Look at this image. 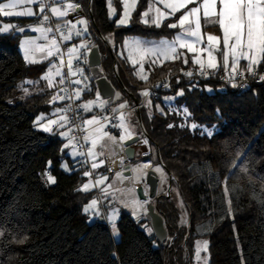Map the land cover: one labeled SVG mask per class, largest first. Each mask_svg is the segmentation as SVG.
Instances as JSON below:
<instances>
[{
    "label": "trees",
    "instance_id": "16d2710c",
    "mask_svg": "<svg viewBox=\"0 0 264 264\" xmlns=\"http://www.w3.org/2000/svg\"><path fill=\"white\" fill-rule=\"evenodd\" d=\"M71 2L91 19L94 34L88 36L89 43L99 47L101 71L124 99L140 102L144 90L164 85L149 98L151 105L140 109L139 117L173 187L189 207L190 228L177 224L176 206L163 195L155 204L171 244L153 245L155 236L141 228L150 224L147 215L138 220L122 212L117 242L105 220L89 223L83 208L96 191L78 190L89 179L83 176L88 169L73 164L63 141L35 125L38 115L50 111L53 90L40 82L25 96L18 87L25 80H39L48 63H26L19 51L21 34L12 31L0 34V264H180L183 248L191 254L198 239L209 241L210 264H264V85L240 91L228 81L200 78L199 67L190 60L185 64L184 58L148 65L147 80H141L136 66L118 55L124 40L172 37L177 28L166 25L182 12L155 27L140 17L148 0H138L130 25L118 26L119 0H113L115 18L109 17L106 0ZM5 19L25 27L35 26L38 17ZM109 34L115 38L114 53L102 38ZM239 65L246 67V62ZM85 67L90 90L81 96L88 99L97 90L98 76L88 64ZM217 70L224 72L222 67ZM171 96L177 97L169 109L165 103ZM191 123L197 127L191 128ZM202 127L215 128L213 135ZM46 172L55 178L54 184L46 183Z\"/></svg>",
    "mask_w": 264,
    "mask_h": 264
},
{
    "label": "snow or ice",
    "instance_id": "6c2138e0",
    "mask_svg": "<svg viewBox=\"0 0 264 264\" xmlns=\"http://www.w3.org/2000/svg\"><path fill=\"white\" fill-rule=\"evenodd\" d=\"M119 2L122 6V11L119 13V19L115 20V23L118 26H126L130 23L132 15L136 11L138 0H119ZM25 4L36 5L38 11H34L31 6L23 7ZM158 4H162L164 10L157 7ZM106 5L109 17H116L118 12L113 0H106ZM189 5L194 6L189 7ZM20 7H23V10L14 11V9ZM78 8L79 5L71 2V0H8L7 3H0V16L38 17L36 26L30 30L39 33L40 36L24 39L20 44V48L23 50V57L26 63L35 64L48 60L49 65L46 72L40 77V80H25L18 86L25 96L31 94L26 85L35 86L40 81L46 82L47 89H57L49 103L79 100L83 92L90 90L87 83L89 77L84 74L85 69L80 65L89 63L88 55L94 45H91L87 39H82L79 44L68 46L66 50L62 49V45H66L74 38H84L89 35L88 21L86 19H64L70 14L76 13ZM46 10L51 13V17L55 18V27L52 26L51 18L46 14ZM177 12H182V14L175 22L166 25L168 28L181 29L174 39L160 40L158 42H144L140 40L126 42L139 54L140 69L137 75L141 80H147V76L141 74L143 72V60L146 55L162 56L165 59L172 60L180 59L184 54L179 52L178 48L186 49L187 52L193 54L192 63L199 66L201 75L205 74V68L217 70L222 67L223 71L227 74V78L234 80L237 76L244 75V73L238 71L241 61L247 62L246 71L248 74L253 76L257 74L259 66L264 63V0H148L147 10L140 13V17L145 24L161 27L165 20L175 17ZM202 18L204 25H218V29L222 35L218 36L207 33L205 46L198 47V45L205 43L203 40L204 34L202 33ZM12 31L22 33L26 29L12 23L0 25V34ZM39 40H43L44 43H38ZM149 43L152 45L151 47L146 46ZM37 53L40 54L39 59L37 58ZM214 53L220 54L222 65ZM205 54L206 60L202 59V56ZM52 58H55V60ZM135 62L133 61V63ZM183 62L185 64L188 63L187 57L184 58ZM65 68L67 72L64 71ZM186 75L191 76L192 72H187ZM73 77L79 78L72 79ZM259 79L264 81V75H261ZM72 85L76 87L71 88ZM235 86L233 84V87ZM179 94L182 95L183 93ZM119 95V93L115 94L117 98H119ZM141 95L149 97L150 92L144 90ZM21 99H24V96ZM166 99H174V97ZM109 103L110 99H101L99 92H97L96 100L87 101L84 104L78 105V107L82 108L85 112H91L93 107L104 109ZM147 104L150 106L151 100H148ZM126 107V103H121L118 108L111 109L113 113L120 112L119 122L112 125V127L120 129L118 140L116 136L104 130L106 125L100 123L101 118L93 116L91 119L83 121L84 127L82 130L87 132L83 140L85 143H90L91 145L86 152L80 150L83 145L72 134L74 129L70 126L71 120L67 115L72 110V104H67L62 108L57 107L50 116L41 114L37 117L35 125L40 130L46 133L58 134L67 141L63 145V149H71L66 155L71 157L73 164L83 166L89 164V161H91L90 168L83 171V176L88 177L89 180L78 189L79 191L89 192L93 188L104 185L108 179L107 176L100 175L95 180L92 179L95 170L104 164V160H99L98 157L105 154L104 150L108 147V144L119 145L121 150H123V142L133 139L135 136V129L132 127L130 119L122 111ZM183 111L185 116H187V109ZM51 117H55V119ZM102 119L108 121L110 118L105 116ZM97 124L100 126L94 130H88L87 126ZM174 126L173 124L168 125L169 128ZM179 126L183 127L184 125ZM192 127L196 128L197 125L193 124ZM62 129L66 130L62 131ZM207 135L211 137L213 133L207 131ZM141 142L144 144L148 143L146 138ZM98 148L99 151H97ZM113 154H115V151H113ZM78 157L82 159H78ZM120 163H124L123 159H121ZM150 166L151 162L137 165L136 168L132 169L134 176L130 179L138 182L145 174L144 169ZM61 167L65 171L69 170L67 162H62ZM240 170L243 172L247 171L246 168H241ZM155 171L162 173V169L159 167ZM44 175L47 177L46 183L54 184L56 182L50 173L46 172ZM116 177L118 180L124 179L123 174L120 172L116 173ZM110 188H112L111 184L101 188L104 199L113 195L109 191ZM261 195L262 199H264V193ZM145 203L135 198L131 201H123L124 207L130 208L137 219L147 215ZM99 206L100 200L93 198L84 206L83 212L91 215L93 219L99 218L102 215ZM116 214L117 210L113 208L111 214L105 215L104 218L111 224L113 235L118 237L119 231L115 223ZM144 227L146 232L151 235L154 229L147 227V225H144ZM0 235H3V233L0 232ZM20 242L22 243L23 241ZM202 250L207 251V241H204L202 246L199 243L197 244L195 250L197 261L201 259L200 252Z\"/></svg>",
    "mask_w": 264,
    "mask_h": 264
},
{
    "label": "crops",
    "instance_id": "0c3cea01",
    "mask_svg": "<svg viewBox=\"0 0 264 264\" xmlns=\"http://www.w3.org/2000/svg\"><path fill=\"white\" fill-rule=\"evenodd\" d=\"M29 6L33 7L34 8V11H38L37 7L34 4L33 5H29ZM14 11H17V9H14ZM9 18H31V17L11 16ZM68 18H70L71 20H75V19H86L88 21V23H89L88 24V28L90 30V34L89 35L91 36L92 33L94 34V30H92V21L88 17V15L85 13V11L81 8L80 5H79V8H78V10H77L76 13L70 14L68 17H66L64 19H68ZM12 23H14V22H12ZM15 24H17V23H15ZM32 27H34V25L33 26H25L24 28L27 29V32H29V34L37 33V32H33V31L30 30ZM88 36L87 37H84V39L89 40ZM137 37H139V36H137ZM104 38H105V46L106 47H107V45H114L115 46V38H114V35L113 34H109V35L105 36ZM82 39L83 38H80V37L74 38L72 41L68 42L66 45L68 47L72 43H74V44L80 43ZM160 39L163 40V38H160ZM160 39L149 38L148 42H158V41H160ZM107 49H108V47H107ZM121 49H122V47H121ZM122 52H121V54L118 52V55L120 57L127 58L129 60V62H130V59L126 55V53L125 52L122 53ZM38 56L40 57V55H38ZM153 57L156 60H158V61H168V60H172V59H165L162 56H160V57L153 56ZM102 58H103V54H102ZM181 58H183V56ZM52 59L55 60V58H52ZM66 59H67V57H66ZM43 62H47L48 65H49V61L48 60H44ZM241 62H243V61H241ZM244 62H246V61H244ZM220 63L222 64V61H220ZM80 66L85 69V73L84 74L89 77V75L86 74V67H85L86 64H81ZM115 69H116V67H115ZM64 71L66 72L67 69L65 68ZM75 79H77V78H75ZM89 81H90V77H89V80L87 81V83ZM40 82L41 83H44L46 85V82L45 81H40ZM36 86L37 85H35V86H33V85H26V87L29 88L30 92ZM51 90H53L54 94L57 91V89H55V88H52ZM97 92H98V90H96L94 92L93 96H92V97L95 98V100H96V97H97ZM116 93H119L120 95H119V98L116 97L115 102H113V105H114L115 108H118L119 104H121V103H126L127 106L133 103L132 100H130V99H124L123 93H122L121 90H119V89L116 88ZM100 98L103 99L101 96H100ZM89 100H91V97L89 98ZM50 104H51L50 111L48 113H42L45 116H50L51 113L54 111V109H56L57 107H61L62 108L63 101H58L56 103H50ZM99 109L100 108H98V107H93V109H92L91 112H86L85 120L91 119L93 116H96V117L99 118V113H98V110ZM125 109H123L122 111L130 119L131 125L135 129V136H139L140 137V141L138 142V144L136 146V159L130 163V165H131V171H132V169L136 168L137 165H141V164H145V163H149V162H151V166L144 169V173L145 174H146V170H148L150 168L156 169L157 166L159 168H161L162 170H165V169H163V167L161 165L162 163H161L160 158H159V153H158L157 146L148 138L147 134L145 133V130L143 128V125H142V123L140 121V117H139L140 114H139V112L133 113V112L128 111V110H125ZM116 113H117V123H118L119 122L120 112L117 111ZM40 115H38V117ZM51 118L55 119V117H51ZM99 126L100 125L97 124V125H92V126H87V127H88V130L91 131V130H94L96 127H99ZM63 130H66V129H62V131ZM104 130L107 131L106 128ZM43 133H46V132H43ZM109 133L111 135L116 136L117 137V140H118L119 139L120 129H118V132H116V133H111V132H109ZM46 134H49L50 136H53V137H56V138L60 139L61 141H63V145L67 142L62 137H60L58 134H54V133H46ZM145 138L148 141L147 144H144V143L141 142ZM90 146H91L90 143H88V148ZM65 150H66V153H67L71 149H65ZM97 151H99V148L97 149ZM113 151H115V154H113ZM104 152H105V154L103 156L98 157L99 160H104V164H103L102 167H99L98 169H96L95 170V173H94V175L96 177L97 176H100V175H103V176H107L108 177L107 181H105V184L104 185H101L100 187H98V189L100 191V201L102 202V204L104 206L102 208L101 207V202H100L99 210H100L101 214H102V210H103V212H105V214L107 215V214H111L113 208H115L117 210L115 222L118 223L122 212H128V213H131L133 215L132 210L130 208L124 207L123 201H131L133 198H135L137 200H140L139 197H138V195H137V191H136V188H135V185L133 184V182L136 184V183L140 182L141 179L137 182L136 180L130 179L131 177L124 176V168H125L124 166L126 164H128V162H126V160H124L123 157H122V156H125L124 155L125 154L124 153V145H123V150H121V148H120L119 145H111V144H108V147L104 150ZM145 153H147V155H145ZM106 156H113V160L111 161V163H110L109 166L106 164ZM70 159H71V157H70ZM78 159H82V158L81 157H78ZM115 159L117 161V164H116L117 167L116 168H113L112 164L114 163ZM121 159H123V161H124L123 164L120 163ZM157 160H158V163H156ZM90 163H91V161H90ZM75 165H78V164H75ZM68 167H69V165H68ZM80 167L82 168V165H80ZM70 171L71 170L69 168V170L67 172H70ZM118 172H120V173L123 174V177H124L123 180H118L117 179L116 173H118ZM158 173H159V175L161 177V172H158ZM145 174H144V176H145ZM133 176H134V173H133ZM88 180L85 183H87ZM132 180H133V182H132ZM109 184L112 185V188H110L109 191L111 193H113V195L112 196H109L107 199H104L103 194L101 192V188L102 187H107ZM172 189H173V186H172ZM92 191H96V188H93L89 192H92ZM93 198H98V197H97V195H95ZM87 215L90 218L91 215H89V214H87ZM102 215L99 218H95V219L92 218V221L91 222L93 223L95 221H100V219L102 218ZM133 217L136 218L134 215H133ZM145 217L146 216H141L140 219H138V220L145 219ZM89 218H88V220H89Z\"/></svg>",
    "mask_w": 264,
    "mask_h": 264
},
{
    "label": "rangeland",
    "instance_id": "374dc122",
    "mask_svg": "<svg viewBox=\"0 0 264 264\" xmlns=\"http://www.w3.org/2000/svg\"><path fill=\"white\" fill-rule=\"evenodd\" d=\"M7 2H8V0L0 1V3H7ZM28 6L29 5L25 4L23 7H28ZM192 6H194V5H189V7H192ZM23 7L17 8V11L23 10ZM157 7H160L161 10H164L162 4H158ZM33 10H34V8H33ZM5 18H9V17L0 16V25H2L3 23H12V22L6 20ZM113 18H115V17H113ZM66 20H71V19L68 18ZM201 22H202V26H203L202 27V33L204 34L203 35V40H204L205 43H202V44L198 45V47H204L205 46V44H206V34L207 33H211L213 35H218V36L222 35L219 30H218L219 32L217 30H215V29L218 28V25H212V24L204 25L203 18H202V21ZM12 24H15V23H12ZM129 25H130V23L128 25H126V26H129ZM180 31H181V29L177 28V32H175V34L172 37H163V40H172V39H174L175 35L177 33H179ZM16 32L19 33V34H21L20 44L26 38H36V37H39L40 36L39 33L25 34L27 32V29H26L25 32H22V33L21 32H18V31H16ZM88 32L90 34L89 28H88ZM135 40H140V41L148 42L149 38H147V37L129 36V37H127L124 40L122 49L120 48L119 53L121 54L122 51L126 53V55L130 59L131 64L134 65V66H136V73H137L139 71V69H140L139 54L136 53V51L134 50L133 47H131L129 44L126 43V42L135 41ZM160 40H162V39H160ZM38 43H44V41L43 40H39ZM73 44L74 43L70 44V46L73 45ZM77 44H79V43H77ZM146 46L147 47H151L152 45L149 43ZM19 51L23 55V50L20 48V46H19ZM178 51L184 54L183 58L187 57V59L192 62V56H193L192 53L187 52L186 49H179ZM110 52L114 53V51H112V50H110ZM38 55H40V54L37 53V58L39 59L40 57ZM214 55H216L217 60L219 62L222 61V57L220 56L219 53H214ZM202 59H205L206 60V54L202 56ZM133 61H136V62L133 63ZM153 61H155V62H153ZM158 63H160V62L158 60H156L153 57V55H151V54L146 55L144 57V60H143V72L141 74L147 76V66L148 65H151V64H158ZM197 67H199V66H197ZM205 69H207V68H205ZM177 95H179V94H177ZM171 97H174V99L167 100V102L165 103V106L167 108H169V109L174 105L175 99H176L177 96H171ZM91 100H95V98L94 97H91ZM160 109L162 110V107H160ZM182 113L185 114L184 111H182ZM193 124H195V123H191V128H193L192 127ZM202 130L205 133H207V131H211L213 133L214 130H215V128L202 127ZM162 173H163V175H162ZM162 173H161V183H160V187H159V195H163V196L169 198L170 201L174 203V206H176L177 215H178L177 224L180 227L189 229L190 228V216H189V213L190 212H189V207L187 206L186 202L181 197V195L179 194V192L175 189V187H173V189H172V186H173L172 185V179L169 176V174L165 170H162ZM165 178H166V182H165ZM102 214H103L102 215V218H104V216L106 214H105V212H103V210H102ZM104 220H105V222L107 223V225L109 227V230L111 232V235H112L113 239L116 242L119 241L120 234H119L118 237L117 236H114L113 233H112V226H111V224L105 218H104ZM91 221H92V217L90 216L89 223H92ZM115 223H116V226H117V229H118V224H117V222H115ZM144 225H147V227H151V225L148 224V223L141 225V228L143 229V231L147 235H149L146 232V229H145ZM118 231H119V229H118ZM151 236H155L154 232H152ZM172 241H173V238H172ZM204 241H207V251L205 252V251L202 250L200 252L201 259L199 261H197L196 255H195L196 246H197L198 243L202 246ZM153 245L155 247L159 246V242H158L156 236H155V240H153ZM205 260H206V264H210L209 241L207 239H198L195 242L194 250L191 252V254L189 253V250H188L187 246L183 248V252H182V255H181V259L178 260V263H180V264H205Z\"/></svg>",
    "mask_w": 264,
    "mask_h": 264
},
{
    "label": "water",
    "instance_id": "95a60500",
    "mask_svg": "<svg viewBox=\"0 0 264 264\" xmlns=\"http://www.w3.org/2000/svg\"><path fill=\"white\" fill-rule=\"evenodd\" d=\"M88 61L91 73L95 76H98L95 82L100 96L103 99H110V103L115 102L116 88L113 83L106 76L103 75L101 71L102 54L98 46L92 47L91 52L88 55ZM139 141L140 137L134 136L133 139L126 140L123 143L125 160L126 162H128V164L124 166V176L126 177L133 176L130 163L136 159V146ZM161 165L166 170L165 166L163 164ZM160 183L161 177L159 173L155 171L154 168L146 170V174L140 182L136 184L133 182L140 201L146 202L145 207L147 208V216L150 219V224L151 227L154 229L153 232L157 240L161 244H171L173 241L172 238L169 236L165 218L157 210L155 204L156 199L159 197ZM102 221H104V218L100 219V222Z\"/></svg>",
    "mask_w": 264,
    "mask_h": 264
},
{
    "label": "built area",
    "instance_id": "2783aa9c",
    "mask_svg": "<svg viewBox=\"0 0 264 264\" xmlns=\"http://www.w3.org/2000/svg\"><path fill=\"white\" fill-rule=\"evenodd\" d=\"M46 14H48L50 16L51 21H52V26L55 27V23H56L55 18L51 17V13L48 12L47 10H46ZM102 38L105 42V38L104 37H102ZM88 42H90V41L88 40ZM107 47L109 50H112V51L115 50L114 45H107ZM66 48H67V45H62V49L66 50ZM65 59H66V57H65ZM204 71H205V74L201 75L200 70L198 68V70L196 71V75L200 78H203V79L214 78V79H218V80L223 81V82L228 81L232 85L235 84L236 86L234 88H236L240 91L247 90L249 88V86H251V85H264V81H261L259 79V77L261 75H264V66L263 67L259 66V68L257 70V74L255 76H253V75L247 73L246 67H241L239 65L238 71L244 73V75L237 76L234 80L228 79L227 74L225 72H220L219 70L204 69ZM187 72H190V71L189 70H183L182 71V73L184 75H186ZM75 78H78V77H73L72 79H75ZM75 87H76L75 85L71 86V88H75ZM71 88H70V90H71ZM163 88H164V85L160 84V85L153 87L152 89H149L148 90L150 92L149 97L142 96V99L140 102H136V103H132V104L128 105L125 110L131 111L133 113L139 112L142 107L147 106V101L149 100V98L156 97L158 89H163ZM87 101H89V98L83 99L81 96V98L79 100H73V101L65 100V101H63V106H62V107H64L67 104H72V110L67 113V115L69 116V118L71 120L70 126L74 129L72 134L74 136H76L79 143L81 145H83V147L80 150L85 151V152L88 149V143L84 142L83 137L85 135H87V132L83 131L82 129L84 127L83 121H85L86 112L82 108H79L78 105L84 104ZM112 108H115L113 103L108 104V106L106 108L99 109L98 113H99V118H101L100 123L106 125V127H105L106 130L111 132V133H116V132H118V129L112 127V125L117 123V113L116 112L113 113L111 110ZM105 116L109 117L110 119L108 121L103 120L102 118ZM112 160H113V156H106V164L108 166L110 165ZM85 167L87 169L90 168V161H89V164L85 165ZM95 178H96V176L93 175L92 179L95 180ZM96 195H97L98 199L100 200V191H99L98 187L96 188ZM101 207L102 208L104 207L102 202H101Z\"/></svg>",
    "mask_w": 264,
    "mask_h": 264
},
{
    "label": "bare ground",
    "instance_id": "6f19581e",
    "mask_svg": "<svg viewBox=\"0 0 264 264\" xmlns=\"http://www.w3.org/2000/svg\"><path fill=\"white\" fill-rule=\"evenodd\" d=\"M125 155V154H124ZM123 157V159L125 160V156H122ZM117 161H116V159H115V161H114V163L112 164V166H113V168H116L117 167ZM132 182H133V180H132Z\"/></svg>",
    "mask_w": 264,
    "mask_h": 264
}]
</instances>
